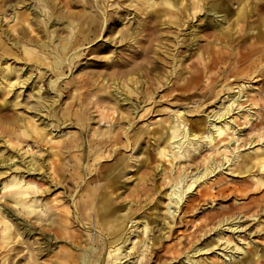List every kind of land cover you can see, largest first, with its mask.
Returning a JSON list of instances; mask_svg holds the SVG:
<instances>
[{"label": "rangeland", "instance_id": "rangeland-1", "mask_svg": "<svg viewBox=\"0 0 264 264\" xmlns=\"http://www.w3.org/2000/svg\"><path fill=\"white\" fill-rule=\"evenodd\" d=\"M130 1H134L135 6H129ZM145 1L0 0V55H2L0 69L11 63L12 66L23 68L18 71L19 75L26 74L31 68L29 59L33 58V55L37 58L44 56L42 50L45 46H42V42H50L56 47L58 45L56 39H59L60 42L65 44L66 50L76 43H86L82 46L83 49H77L79 52L75 55V61L73 60L74 64L71 68L68 67L69 62L65 55H62V59L65 61L62 67H55L54 58L51 56L47 63L41 65L43 69L45 65L47 66V69H45L47 71L46 75L38 77L35 73L36 78L32 82L31 79L28 86L18 87L19 85H16L11 91L9 87L0 88V207L2 208L0 214L8 215V218L12 219L15 224L14 227L20 228L19 231L23 232V235L15 236L14 241L8 247L0 249V264H31L35 262V264H55L56 261L58 262V252H65V254H69L75 259L70 264H92L94 257L90 254L92 252L91 246L84 247L82 245V248H80L68 237L62 240L54 238L49 251L41 249L37 253V246L43 247L46 245V243L41 244L42 240L39 232L26 236L25 228H21L22 225H17L18 221L22 220L23 223L31 224V227L34 226L36 224L34 215L26 214L25 211H22L20 205L11 203L10 197L4 196L5 190L2 189L4 181L16 175L20 179L42 183L39 191L35 189L30 196L33 199H40L44 205L48 204L55 209L54 205L56 204L62 205L65 201L69 204L72 193L78 199L83 191L81 189L86 185L85 181L89 180L98 171L99 165L91 173L90 169H86L85 166L83 170L86 173L85 181L74 192V186L82 180L80 178L82 171L78 169L81 168L82 170L83 160L80 154L82 146L78 145L70 150V156L66 159V172L78 173V177L69 178L70 181L64 180L63 182H58L55 177H50L48 166H50V160L53 158L50 156V150H52L49 147L50 143L44 141L37 144L31 136L26 137L21 131L23 129L21 128L22 120L26 121L29 118L32 119V117L40 123L41 127H47L46 129L50 131L47 138L53 137V139H56L68 131L73 136L81 131L86 153L93 146L105 153L113 147L112 144H110L111 147L98 146L97 144L90 146L91 138L94 140L104 139V136H99V134L107 133V130L110 129H117L121 133L120 145L112 153L110 160L106 161V165L115 162L116 156L120 158V155H123V158H125L122 166L126 167V174L120 179L123 186L116 190L118 198L115 199V203L123 207L120 213L129 211L134 219L129 222L120 240L122 254L125 255L121 263L118 261L114 263L112 258H108L107 251L110 249L108 247L106 248L107 251H97V255L101 257L100 264H190L187 258L196 249H199V252L195 253V258L202 259L204 264H215L216 262H220L219 264H236L241 259L247 260L245 264H264V187L257 186L253 177L248 173L240 174L239 170H236V166L229 165L230 162L226 161L223 154L216 149H211L210 144L206 145L199 142L194 145L193 150L201 145L200 149L192 152V157L183 160L180 164V161L177 163V160L173 161V165L172 162L168 161L164 163V160L157 153L158 147L161 148L165 145L163 138H159V135L155 133L156 128L159 127L158 122L163 119L173 118L175 120L174 111L180 105L184 104L187 109H200L191 114H186L188 119L186 120V127L189 128L193 124H198L207 133L210 129L214 130L215 126L213 124L221 125L224 119H227V116L219 118V113L223 111V106L227 105V100L231 98V96L227 98L228 93L220 98H204L199 95L203 94L204 87H207L210 83L216 85L215 90L220 89V84L227 79V72L222 73L214 80V77L208 79L203 74L196 88L180 92V95L177 94V91H170L167 86L164 87L155 83L153 85L156 88L154 97L147 103H143L136 113L132 111L136 99L131 97L133 99L124 101L123 97L125 95H121L118 88H116L122 85L117 80L118 71L113 63L121 60L122 55L127 56L130 50L140 49L139 47H132L131 44H134V42L131 41V43L124 39L132 34L130 28L132 24H130L129 19L139 24L148 16V14H143L140 17V12L136 7L137 2L144 4ZM258 3L261 4L262 10H256L254 13L246 15L245 20L239 24V28L237 27L238 30L234 37L240 40L241 44L250 45L253 38V32L250 31V28L254 26L264 28V0H260ZM230 6L236 8L233 3ZM32 11H37L39 13L38 17L43 20L41 25L38 20L35 21L37 25L33 22L34 31L31 33L29 31L31 35L27 32V38L33 37V40L32 38L30 40V47L34 49V53L29 54L20 49V51H15L16 53L6 52L5 48L13 45V39L19 38L22 35V30L26 28L28 23L24 21V17L28 15L29 20L35 19L34 13H30ZM70 11L74 12L72 19L68 17ZM205 16L204 11L198 12L195 18L189 22L192 29H195L196 25L201 23ZM107 17L108 20L112 19L114 21H109L103 26L100 37L88 42L100 30L102 22ZM221 19L218 17V23L222 21ZM60 23L63 27L55 29L57 24ZM205 27L207 28V26ZM158 28L161 29L159 30L162 31L161 33L167 34L169 31L173 35L175 34L173 29L177 30L175 26L173 29H166L165 26L164 28L162 26ZM208 29L211 28L208 27ZM49 30H51L50 33ZM138 38L145 39L146 37L140 35ZM212 39L211 37L209 40ZM2 41L7 42L6 45ZM205 44V40L200 41V46ZM180 50L185 55L184 65H192L193 63L200 65L201 60L198 52L196 53V48L182 47ZM14 54H17L18 59L12 57ZM146 54L147 57L143 56L131 62L133 65L136 63L141 65L139 72L132 74V76H140V79L151 82L155 74L163 75L167 64L159 63L157 71L147 78L143 74V69L148 59L160 57L158 54H154V51ZM6 57L8 58L5 59ZM161 57L164 58V55ZM132 64H127L122 70L132 69ZM261 65L263 67L255 80L250 81L251 83L249 80L243 81L255 88V91L248 87V89H245L246 95L242 98L245 101L249 96L257 97L259 98V106L249 105V102H247L244 103V107L247 106L246 108L234 109L233 116H237V119L234 120L236 132L234 131L226 140L231 149L237 146L239 147L237 151L239 150L243 154L249 151L252 153L255 149L249 148V141L253 140L251 146L256 145V148L261 144L264 146V138L263 140L258 139L259 135H264V125H262L264 119L261 120V114L264 113V60ZM62 71L64 75L57 80V83L61 82L60 88L63 93H61L56 106L49 109V115L46 117L48 111L39 110L41 105L37 103L35 90L43 87L41 90L43 97L46 99L56 98L55 94L57 92H52L47 83L50 79L56 78ZM186 75L188 76L190 73L187 72L184 76ZM15 76L14 74L11 76L12 81L16 80ZM123 79L126 80L124 77ZM229 80L234 82L233 77ZM238 81L242 82V79L239 78ZM19 90H21V95L18 97L20 104L14 105L12 104L16 96L14 92ZM172 92L173 94H171ZM5 101H8L6 105ZM222 102L225 104H222ZM183 108L181 109L184 110ZM249 108L251 113L254 112L255 115L247 124L244 115L247 114L246 110ZM216 114L218 115L214 117L213 115ZM54 115L57 117V119L53 118L55 121L52 119ZM128 119H131L133 123L130 128H128L129 125H126L128 130L125 134L123 133V125ZM13 121L15 122L13 123ZM42 121H44L43 124ZM63 122L65 124H62ZM211 122H213L212 125ZM58 123L62 125L58 127ZM141 132L147 133L148 136H144L135 143L130 141L128 147L124 146L126 143L124 137L128 133L131 137L133 134L138 135ZM213 135L216 136V132ZM232 137H239L240 139L234 143ZM244 143L247 144L243 146ZM175 145H178V143ZM169 149L171 150V148ZM178 149V147L175 148V150ZM114 155L116 156L114 157ZM205 157L213 159L214 166L220 162L223 165L206 178L199 180L191 192H187L180 203L182 205L181 209L170 215L171 220L174 222L171 228H165L166 223L164 220L162 222L154 221V213L159 214L161 217L164 216L165 207L168 203L167 196L164 194L171 190L169 184L171 179H169L163 167L165 165L171 167L173 169L172 173L176 174L180 169L185 172L186 177L180 183L182 187L192 177L194 178L205 170ZM229 157H231V152ZM30 161L31 163H29ZM236 161L237 159L233 163ZM90 162L92 163V160ZM159 163L160 167L157 169ZM162 164H164L163 167ZM141 175L144 176L138 178ZM200 183L202 184L197 187ZM91 187L94 193L97 186L92 184ZM160 192H163V194ZM83 200H85V197ZM53 209L51 208V211ZM57 209L56 213H61L60 209L64 210L65 208ZM170 209L171 211L174 210L172 207ZM51 211L46 210V218H49ZM227 211H230L228 215L222 216ZM70 218L69 231L84 238V234H87V227H85L87 225L83 226L75 219L73 220L72 214H70ZM145 223L152 226V239L150 240H148V232H144ZM93 231L98 232L99 229L94 228ZM46 236H48V233ZM37 238L39 239L37 240ZM143 238H147V240L145 245L140 247ZM226 239L247 248L248 252H256V255H249L241 251L236 245L227 242ZM29 249L32 250L34 260L28 258L30 255ZM4 254H6L5 257H3Z\"/></svg>", "mask_w": 264, "mask_h": 264}, {"label": "bare ground", "instance_id": "bare-ground-1", "mask_svg": "<svg viewBox=\"0 0 264 264\" xmlns=\"http://www.w3.org/2000/svg\"><path fill=\"white\" fill-rule=\"evenodd\" d=\"M258 1L260 0H146L144 4L140 2L136 3V7L140 12V17L143 14H148V16L139 24H136L135 21L132 22L131 19H129L130 24H132L130 27L132 29V34L124 40L134 42V44H131L132 47H139L140 49L130 50L127 56L122 55L121 60L113 63L118 71L117 80L119 84L122 85L116 88H118L121 95H125L123 100L129 101L133 98L136 99V103L132 110L133 113H136L137 109H139L143 103H147L154 97L156 88L153 85L155 83L164 87L167 86L170 91H177V94L180 95V92L196 88L203 74L208 79L210 77H214V80L221 76L222 73L227 72V79L220 84V89L215 90L216 85L214 83H210L207 87H204V91H202L203 94H199L204 98H220L221 96H225L226 93H228L227 98L231 96V98L227 100L228 104L224 105L222 108L223 111H220L219 113V118L227 116V119L225 118L221 125H216L211 122L210 124H213L215 128H213L214 130H208L207 133L198 124H193L190 128L186 127V120H188L186 114H191L200 109H187L184 104L178 106V108L174 111L176 116L175 120L173 118L163 119L158 122L159 127L156 128L155 133L159 135V138H163L165 145L161 148L158 147L157 153L160 155L161 159L164 160V163L168 161L172 162L173 165V161L177 160V163L180 161V164L183 160H188L189 157H192V152L200 149L201 145L195 147L193 150L194 145L199 142L201 144L205 143L206 145L210 144L211 149H216L218 152H221L226 158V161L230 162L229 165H235L237 168L236 170H239L240 174L248 173L253 177L257 186L264 187L263 144L256 148V145L251 146L253 140L249 141V148L255 149L252 153L249 151L243 154L242 152H239V150L237 151L239 147L235 146L231 149L230 144L226 142L227 137L233 134L234 131L236 132L234 120L237 119V116H233L234 109L244 107V103L247 102H249V105L259 106V98L257 97L255 98L249 96L245 99V101L242 100V98L246 95L245 89H248L249 87L251 90L255 91V88L251 87L249 84H245L243 81L249 80L250 82L255 80L263 67L261 63L264 60V28L257 26L250 28V31L253 32V38L250 45L241 44V41L234 37L239 28V24L245 20L246 15L254 13L256 10H262V6L258 3ZM133 2L134 1H130L129 6H135ZM231 3L236 5V8H232L233 6H230ZM36 7L38 8L37 5ZM202 11H204V14L206 15L204 20L202 19L201 23L197 24L195 29H192L189 23L190 20H193L195 15L198 12L201 13ZM30 13H34L35 19L29 20L28 15L24 17V21H27L28 23L26 24V28L22 30V35L19 38H16L15 40L13 39V45L9 48H5L6 52L11 54L16 53L15 51L24 50L29 54L34 53V49L30 47V40L31 38L33 40V37L27 38V32L29 34V31L30 33L34 31L33 22L38 20V23L41 25L43 20L38 17L39 13L37 11H32ZM68 17L72 19L74 17V12L70 11ZM218 17L222 18V21L219 23ZM109 21L113 22L114 20H108V17L107 19H104L100 30L88 42H92L100 37L103 31V26L106 25L107 22L109 23ZM109 26L110 25L108 24V27ZM159 26H162L163 28L165 26L166 29H173L175 26L177 30L173 29V32L175 33L174 35L169 31L167 34H164L161 33L162 31H159L161 30L158 28ZM205 26H207V28ZM62 27L63 26H61L60 23L59 25L57 24L55 29H61ZM208 27L211 29H208ZM50 31L51 30H49V33ZM255 31L256 33L254 34ZM140 35L146 38H138ZM172 37H174L173 40H171ZM211 37L213 39L209 40ZM203 40L206 41V44L200 46V41ZM2 43L6 45L7 42L5 43L2 41ZM56 43H58V45L55 47L50 42H42V46H45L42 50V55L44 56L37 58V56L33 55V58L29 59L31 61V68L24 75H19L18 73V71L23 69L22 67L12 66L11 63H8L7 67L0 69V88L5 89L9 87V90L11 91L16 85H19L18 87H23L24 85L28 86L30 80L32 79V82L33 79L36 78V75H34L35 73L38 77L46 75L47 71L45 69H47V66L45 65V68L43 69L41 65L43 63H47V60L51 56L54 58L53 63L55 64V67H62V64L65 62L62 59V55H65L69 62L68 67L71 68L75 61V55L79 52L77 49H83L82 46L86 44L84 42L76 43L73 47L66 50L64 47L65 44L60 42L59 39H56ZM195 45L196 47H194ZM182 47H189L191 49L196 48V53L198 52L201 60L200 65H195L194 63L192 65H184L185 55L183 51L180 50ZM153 51L154 54H158L160 58L152 57L148 59L147 64L144 66L145 68L143 69V74L149 78V75L157 71L159 63H165L167 64V67L165 68L163 75L155 74L153 81L151 82L140 79V76H132V74L139 72L141 65L137 63L133 65L131 62L134 59H138L143 56L147 57L146 53ZM160 53L162 54L160 55ZM162 55H164V58L161 57ZM202 56L203 58H201ZM12 57L18 59L17 54H14ZM1 58L2 55H0V60ZM7 58L8 57L5 59ZM127 64H132V69L122 70V68ZM187 72H189L190 75L184 76ZM13 74L16 75L15 81H12L11 76H13ZM63 75L64 72L62 71V73L56 76V78L50 79L49 83H47V86L50 87L52 92H57L55 94L56 98L53 97V99H46L43 97L41 95L43 87L35 90L37 103L41 105L39 110L48 111L46 117L49 115V109L56 106L59 102L61 93H63L60 88L61 82L57 83V80ZM123 77L126 78V80L123 79ZM232 77L234 82H230L229 80ZM239 78L242 79V82L238 81ZM170 83H172V85H170ZM236 88L238 89L236 90ZM173 92L171 94H173ZM14 94L16 96L12 104L19 105L20 102L18 101V97L21 95V90L14 92ZM7 103L8 101H5V105ZM222 104L225 103L222 102ZM182 107H184V110L181 109ZM246 107L247 106L244 108ZM250 108L246 110L247 114L244 115L247 124L255 115L254 112L251 113ZM231 112L233 113L231 114ZM217 115L218 114L213 116L215 117ZM231 117L233 118L228 119ZM53 118L57 119L55 115L52 119ZM262 118L264 119V113L261 114V120ZM53 120L55 121V119ZM14 122L15 121H13V123ZM43 123L44 121H42V124ZM132 123L131 119L126 120V123L123 125V133H125L126 130L132 126ZM62 124L65 123L63 122ZM61 125L58 123L57 126L60 127ZM126 125H129L127 129ZM262 125H264V122ZM21 128H23L21 130L23 131V134L26 137L31 136L35 143L39 144L44 141L50 143L49 147L52 149L50 150V156L53 158L50 160V166H48L50 172L48 173H50V177H55L58 182H63L64 180L70 181L69 178L78 177V173L71 171L69 173L66 172V159L70 156L69 152L73 147L78 145L82 146V150L80 152L83 160L82 170L81 168H78L82 171V175L80 177L82 180L78 185L74 186V192L80 185H82L81 183L85 181L86 173L83 172L85 166L86 169H90L91 173L95 168H97V165H99L97 169L98 171H96L94 175L89 178V180L85 181L86 185H84L83 189H81L83 191L79 195L78 199H76L75 194L72 193L70 195L69 204L66 203V201L64 202L65 205L56 204L54 205L55 209L48 204L44 205L40 199H33L30 196L33 194L32 192H34L35 189L36 191H39L40 187H42V183L20 179V177H17L16 175L4 181L2 186V189L5 190L4 196H9L10 201H12L11 203L20 205L22 211H25L28 215L33 214L36 219V224L32 227L31 224L23 223L22 220L18 221L17 225H22L21 228H25L26 236L34 234L37 231L39 232L40 239L42 240L41 244L46 243V245L43 247L37 246V253H39L41 249L43 251H49L54 238L56 240H62L63 238L68 237L80 248H82V245H84V247H92V252L90 253L92 254V257L94 256L92 264H100L99 261L101 257L97 255V251H107L106 248L108 247H110L107 251L108 258H112L114 263L116 261L121 263L125 255L122 254V245H120V240L123 237L124 231L128 227L129 222H132L134 219V216H132L129 211L120 213L123 207L115 203V199L118 198L116 190H119L123 186L120 179L124 177V174H126V167L122 166L125 158H123V155H120V158H117V156L114 155V157L116 156V161L112 162L111 165H106V161L110 160L112 153L115 152L116 148L120 145L119 142L121 133L117 129H110L107 130V133L99 134V136H104V139L94 140L91 138L90 146H93L94 144H97L98 146H110V144H112L113 147L110 146L111 148L109 151L105 153L101 149L93 146L90 147L88 153H86L84 148V137L81 131H78L73 136L72 133L68 131L67 133L60 135L59 138H47L50 131L46 129L47 127H41L40 123L33 119V117L32 119L29 118L26 121L22 120ZM212 131H214L213 133L216 132V136L213 135ZM146 135L147 133L141 132L138 135L133 134V136L130 137L128 133V135L124 137L126 140L124 146L128 147L130 141H134L135 143ZM179 136L181 137L179 138ZM263 138L264 135L262 134L258 136V139L263 140ZM239 139V137H232V141L234 143H236ZM176 143H178V145H175ZM246 144L247 143H244L243 146ZM168 147L171 148L172 153ZM177 147L179 149L175 150ZM221 148L223 149L221 150ZM228 151L229 153L231 152V157H229ZM235 159H237V161L233 163ZM91 160L92 163L90 162ZM85 161H87L86 165ZM29 163H31V161ZM214 163L213 159L211 160L210 158L205 157V170L196 175L194 178L192 177V179L187 181L182 187L180 186V183L186 177L185 172L180 169L177 174L172 173L173 169L171 167L166 165L163 167L164 164H162L161 166L163 167V170L166 174H168L167 176L169 179H171L169 183L171 190L169 192H165L164 194L168 199L164 216L161 217L159 214L154 213V221L162 222V220H164L166 223V227H164L171 228L174 222L171 220L170 215L178 209H181L182 205L180 203L183 201L187 192H191L194 185L199 180L206 178L208 175L215 172L218 167L220 168L223 165V163L221 164L220 162L218 165L214 166ZM159 167L160 163L158 164L157 169ZM255 168L256 170L254 171ZM143 176L144 175L138 176V178H142ZM92 184L97 186L94 193L92 192ZM201 184L202 183L198 184L197 187ZM160 193L163 194V192ZM84 197L85 200H83ZM171 207L174 210L171 211ZM51 208L53 211H51ZM57 208L65 209H60L61 213H56L58 210ZM46 210L49 212L51 211L49 218H46ZM0 212H2L1 207ZM229 212L230 211H227L222 214V216L225 214L228 215ZM70 214H72L73 220L75 219V221L81 223L83 226L87 225L85 226L87 227V234H84V238H82L81 235L73 234L69 231V220H71ZM14 226L15 224L12 222V219L8 218V215H5L4 213L0 214V249L8 247L14 241L15 236L19 234L23 235V232L21 233L19 231L20 228H16ZM32 228H35V231ZM94 228H98L99 231L94 232ZM144 232H148V240L152 239V226H150L149 223H145ZM47 233L48 236H46ZM38 239L39 238H37V240ZM146 240L147 238H143L140 242V247L145 245ZM226 241L232 243V245H236L238 249H241V251H244L249 255H256V252H248L247 248L240 246L238 243L234 244L230 239H226ZM28 252L30 253L28 257L29 260H34L32 250L29 249ZM197 252H199V249H196L193 254L188 256V263L204 264L202 263V259L195 258L194 255ZM143 253L144 252L142 251V254ZM5 256L6 254L3 255V257ZM57 260L58 262L56 261L55 264H70L75 259H73L69 254H65V252H58ZM246 261L247 260L245 259H241V261L236 264H245ZM217 263L219 264L220 262H216L215 264Z\"/></svg>", "mask_w": 264, "mask_h": 264}]
</instances>
